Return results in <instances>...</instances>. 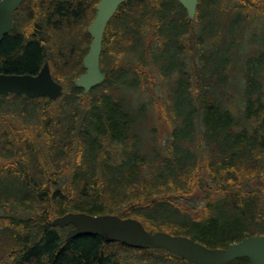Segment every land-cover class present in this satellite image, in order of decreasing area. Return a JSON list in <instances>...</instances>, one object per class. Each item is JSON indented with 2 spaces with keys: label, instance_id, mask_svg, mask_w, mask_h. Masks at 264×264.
Returning <instances> with one entry per match:
<instances>
[{
  "label": "trees",
  "instance_id": "obj_1",
  "mask_svg": "<svg viewBox=\"0 0 264 264\" xmlns=\"http://www.w3.org/2000/svg\"><path fill=\"white\" fill-rule=\"evenodd\" d=\"M230 1L199 0L194 22L178 0H126L105 33L106 80L88 94L74 81L99 0L23 10L31 23L47 16L62 57L52 73L69 87L56 101L0 98V264H189L97 235L67 240L51 222L69 212L137 218L210 248L264 234V30H249L264 0ZM22 36L1 43L0 72L40 66L44 48ZM162 81L168 98L151 103L161 138L132 95Z\"/></svg>",
  "mask_w": 264,
  "mask_h": 264
},
{
  "label": "water",
  "instance_id": "obj_2",
  "mask_svg": "<svg viewBox=\"0 0 264 264\" xmlns=\"http://www.w3.org/2000/svg\"><path fill=\"white\" fill-rule=\"evenodd\" d=\"M23 0H0V42L12 30L14 14ZM126 0H100L88 32L92 37L89 51L83 59L86 72L75 80V85L88 94L106 80L101 69V55L107 26L119 6ZM193 21L197 15L199 0H178ZM25 95L31 99L41 97L58 100L64 96V86L57 82L49 63L38 74H0V97ZM53 227L72 228L67 240L83 235H97L105 242H119L137 249H163L189 264H230L248 258L251 264H264V234L247 236L226 248H210L184 235H172L165 231L150 232L137 218H122L117 214L91 215L69 212L56 217Z\"/></svg>",
  "mask_w": 264,
  "mask_h": 264
},
{
  "label": "rangeland",
  "instance_id": "obj_3",
  "mask_svg": "<svg viewBox=\"0 0 264 264\" xmlns=\"http://www.w3.org/2000/svg\"><path fill=\"white\" fill-rule=\"evenodd\" d=\"M222 2L224 4L229 2L231 5H233V1H230V0H222ZM234 3L236 4L237 1L234 0ZM28 8L29 7H26L24 9V11H27ZM87 20H88V17L86 16V21ZM226 20L227 19L220 18V24L224 23ZM86 21H83V24L86 23ZM194 22H196V21L194 20ZM88 25H89V22L87 23L86 28H87ZM89 26H88V28H89ZM195 27L198 28V23L195 24ZM84 28H85V26H83V29ZM88 28H87V31H88ZM255 28L259 29V30H261V29L264 30V20H262L260 18H256L254 20V22H250L249 30H253ZM82 34H83L82 32H80V33L77 32V34H76L77 36L76 37L78 39H76V41H77L78 45L80 44V46L84 47V43L80 41V37H79V35L82 36ZM49 47H50V44H49ZM49 54H50L49 59H50V62H51L52 69H54V67L56 68L58 65L60 66V63H62V60H61L62 57H61V55H60V57L57 56L59 54H58V51H56V48H54L52 50V52H49ZM62 80L67 82V79L65 77H63ZM65 82H62V84L65 85V87H66L65 91H67L69 85L67 83H66L67 84L66 85ZM159 83L155 87H153L151 85H147L146 83L144 85L142 84L141 87H139L138 90L133 93L132 101L135 102V103H138V104H141V103L143 104L144 103V104L147 105V107L149 108L150 119H151V124L150 125H151L152 128H154L155 126L159 128V130L157 131V134L159 133V137L162 138V137L166 136L167 131H168V129L166 127V122L162 118L163 117L162 115H159L160 117H158L155 120V117L153 116L154 115L153 112L154 113L157 112V106H155L154 104L151 105V103H152L153 98L157 97L156 102L159 103V105H161L162 103H164L167 100L169 92H168L167 84H165L163 81L159 82ZM24 103H25V101H24ZM5 107H6V104L3 106V108H5ZM15 122L17 123V121H15ZM1 212L3 213L4 211L0 210V214H1Z\"/></svg>",
  "mask_w": 264,
  "mask_h": 264
},
{
  "label": "flooded vegetation",
  "instance_id": "obj_4",
  "mask_svg": "<svg viewBox=\"0 0 264 264\" xmlns=\"http://www.w3.org/2000/svg\"><path fill=\"white\" fill-rule=\"evenodd\" d=\"M41 1H47V0H41ZM38 2H39V0H23L22 1L19 8L16 10V12L14 14L12 30L2 40V42H3L6 38L17 39L18 37L23 35L22 37H24V39L27 42H29L31 40H33V41L35 40L36 42L40 43V45L44 48L45 57H44L43 61L41 62L40 66L37 68L36 72L33 73L34 75L38 74L42 70L45 63H47V62L49 63V65L51 67V62L49 59V39H50L49 29L50 28H49V22L47 21V16L46 17H43V16L35 17L34 21L31 23L30 20L28 21V19L23 14V10L26 7H31L33 5L37 6L39 4ZM41 6H43V3H41ZM120 6H119V8H120ZM119 8H118V10H119ZM118 10L116 11L115 15L117 14ZM95 14H96V11H95ZM115 15L113 17H115ZM94 17H95V15H94ZM29 22H30V24H29ZM109 24H110V22H109ZM109 24H108V26H109ZM108 26H107V28H108ZM26 27H27L26 32H23V29H25ZM106 31H107V29H106ZM2 42H0V45ZM51 69H52V67H51ZM2 73H4V74H17V73L0 72V74H2ZM18 74H20V73H18ZM28 74H32V73H28Z\"/></svg>",
  "mask_w": 264,
  "mask_h": 264
}]
</instances>
